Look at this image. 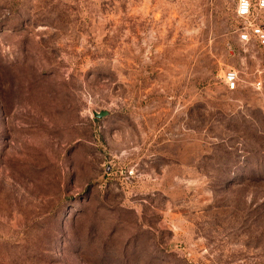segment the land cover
<instances>
[{
  "label": "rangeland",
  "instance_id": "obj_1",
  "mask_svg": "<svg viewBox=\"0 0 264 264\" xmlns=\"http://www.w3.org/2000/svg\"><path fill=\"white\" fill-rule=\"evenodd\" d=\"M239 25L236 0H0V264H264Z\"/></svg>",
  "mask_w": 264,
  "mask_h": 264
},
{
  "label": "built area",
  "instance_id": "obj_2",
  "mask_svg": "<svg viewBox=\"0 0 264 264\" xmlns=\"http://www.w3.org/2000/svg\"><path fill=\"white\" fill-rule=\"evenodd\" d=\"M264 0H236V17L239 21L237 33L239 40L245 44L264 47ZM224 81L230 90L238 88L239 75L236 70L229 69L224 73ZM257 88L262 87V80L255 82Z\"/></svg>",
  "mask_w": 264,
  "mask_h": 264
},
{
  "label": "water",
  "instance_id": "obj_3",
  "mask_svg": "<svg viewBox=\"0 0 264 264\" xmlns=\"http://www.w3.org/2000/svg\"><path fill=\"white\" fill-rule=\"evenodd\" d=\"M109 114V112L107 111V110H102L101 112H95V116L96 117H99V118H101V117H105V116H107Z\"/></svg>",
  "mask_w": 264,
  "mask_h": 264
}]
</instances>
